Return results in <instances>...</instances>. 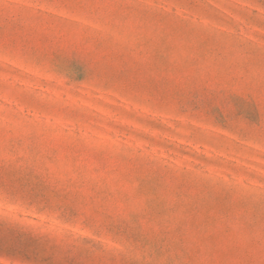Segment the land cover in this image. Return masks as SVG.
Returning <instances> with one entry per match:
<instances>
[{"label":"rangeland","instance_id":"obj_1","mask_svg":"<svg viewBox=\"0 0 264 264\" xmlns=\"http://www.w3.org/2000/svg\"><path fill=\"white\" fill-rule=\"evenodd\" d=\"M0 264H264V0H0Z\"/></svg>","mask_w":264,"mask_h":264}]
</instances>
